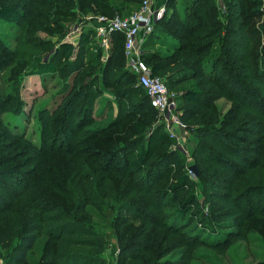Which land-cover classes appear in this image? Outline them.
I'll list each match as a JSON object with an SVG mask.
<instances>
[{
	"label": "trees",
	"instance_id": "trees-1",
	"mask_svg": "<svg viewBox=\"0 0 264 264\" xmlns=\"http://www.w3.org/2000/svg\"><path fill=\"white\" fill-rule=\"evenodd\" d=\"M142 1L0 0V16L15 22L19 30L14 39L25 47H7L0 38V257L5 264L97 260L94 252L76 247L96 242L95 236L89 237L95 232L92 222L105 208L115 214L140 212L131 223L116 216L119 264H179L166 256L153 258L163 243L153 244V234L144 226H157L161 214L167 221L160 226L172 240V249L185 246L184 264L190 263L200 235L195 228L182 231L181 222L190 218V210L199 209L190 190L193 180L164 126L157 124L151 97L128 66L125 34L110 33L108 56L96 66L106 88L121 89L116 114L112 104L100 119L94 115L100 94L96 83L83 82L87 39L80 38L77 57L70 63L69 46L55 50L52 40L38 36L63 28L74 15V2L86 13L127 16L124 12L134 5L139 8ZM223 1V12L215 0H186L183 8H173L168 19L173 29L164 26L174 38L163 43L168 50L142 51V56L176 93L182 121L196 126L191 141L198 176L209 184L211 202L220 204L213 216L235 221L231 225L239 228V238L247 234V218L264 216V49L259 54L253 45L264 28V0ZM52 51L51 62L57 69L69 67L70 79L40 113L41 141L36 144L6 121L5 114L23 110V101L5 91V85L16 80L19 69ZM12 64L16 68L6 79L4 72ZM223 96L233 102L225 114L216 106ZM131 149H139L134 157ZM134 190L139 199L124 198ZM137 219L142 226L135 227ZM103 247L101 243L98 248Z\"/></svg>",
	"mask_w": 264,
	"mask_h": 264
},
{
	"label": "rangeland",
	"instance_id": "rangeland-1",
	"mask_svg": "<svg viewBox=\"0 0 264 264\" xmlns=\"http://www.w3.org/2000/svg\"><path fill=\"white\" fill-rule=\"evenodd\" d=\"M186 0H152V2L157 3L158 7H164L163 12L156 18L153 31L147 35L148 37L144 39L142 44V51H167V47L163 44L164 42H170L174 38L169 33L165 32L164 26H169L173 29V26L169 25L168 19L173 11L178 10V7H182ZM220 10L225 11V3L223 0H215ZM71 8L72 17H69L68 20L64 22V27H58L53 34H47L44 32L38 33L39 37L42 39L52 40L53 47L56 50L65 45L70 47V54L67 57V61L72 63L77 57L78 45L80 38L84 37L87 39L86 49L88 52V58H86L87 67L84 70V80L86 84L96 83L94 89L100 94L97 96L94 105V115L97 118L104 117L109 113V106L113 104V115L117 112V94L120 90H115L112 88H106L103 82L99 79L100 71L97 69L99 65L104 63L106 57L109 53V47L112 45V41H109L108 44L104 42L103 36L98 34L96 23H97V14L86 13L77 6V2L72 5ZM175 6V7H174ZM137 5L131 6L130 11L124 12V14H131L137 9ZM163 20V21H162ZM161 21V22H160ZM263 22V16L258 20V25ZM257 25V26H258ZM18 26L10 19L3 18L0 16V38L3 40L4 44L10 48L19 47L25 50V47L22 44H17L14 37L18 33ZM149 38V44L147 39ZM254 48L258 49V53L262 54L261 51L264 49V28L257 33L256 39L253 42ZM27 47V46H26ZM31 51V49H30ZM6 52V51H5ZM28 52V51H27ZM32 52V51H31ZM30 52V53H31ZM53 52L44 53L40 61L35 63L26 64L24 68L17 69L16 80H9L5 85V91H10L17 96L20 100L23 101V110L11 112L5 114L6 121L9 122L15 128L16 133L23 134L34 143H39L41 141V131H42V122H41V112L43 108L49 106V103L57 94L64 84L69 81V76L67 68L63 70L62 66H59V70L56 68L55 64L51 62ZM2 53V50L0 51ZM5 55H8L5 53ZM34 55V53H33ZM98 57V58H97ZM96 59L97 61H94ZM23 60V58H22ZM97 66V67H96ZM16 68L15 65H9L8 70L4 73L6 79H11L10 70ZM13 74V71H12ZM161 77V76H160ZM163 78V77H161ZM102 92V93H101ZM264 103V101L262 102ZM179 102L176 101L174 112L179 114L178 109ZM233 102L230 98L223 96L216 101V106L219 108V111L222 114H225L229 111ZM261 106L260 108H263ZM111 112V111H110ZM159 117V112H158ZM109 118L103 119L100 121V125L107 122ZM159 119V118H158ZM158 121V120H157ZM164 126L163 132L166 133V137L170 139L172 148L178 150V154L185 164V170L191 176L192 182L190 190L192 194L197 198V204L195 205L199 209L192 212L190 210L186 217L190 215V218H184L181 222V230L194 229V233L200 235L198 240H195L197 246L192 250L194 255L190 259L189 264H260L264 262V216H252L248 220V230L247 234L244 237H239L236 235L239 233V228L232 226L234 222L227 223V221L222 218V215L213 216L212 211L214 212L219 208L218 203H212L209 198L210 187L204 179H200L198 159L194 155V143L191 141L196 133V126L185 124L184 126H178L174 124L173 131L176 133V137H171L167 126L164 123H159ZM99 125V124H98ZM151 132L148 134V136ZM260 137V140L263 139ZM139 149H131L130 157H134L138 153ZM192 166H196L197 171L192 169ZM31 168V167H30ZM165 171V170H161ZM172 178V176H171ZM136 197L139 199L141 196L135 193V190L124 197L125 199H130ZM132 200V201H135ZM158 204V202H156ZM179 204L178 206H180ZM189 207V206H188ZM193 207V208H196ZM137 208V207H136ZM139 208V207H138ZM164 210L173 211L171 208L164 207ZM122 215V219H128L134 215H140L138 209H126L116 213L111 211L109 208H105V214L97 218L93 223V228L95 232H91L94 235L89 237H96V242H88L82 246L76 247L81 248L84 251L94 252L96 254L97 260L86 259L79 260L76 264L86 263V264H119L118 259L120 255V246L117 242V229L115 228V219L116 216ZM183 216V214H182ZM142 217V216H141ZM167 221L166 218H163V215L157 217V226H144L149 231V234H153L155 239L153 244L157 246L153 252V258H172L177 259L179 264H184L185 260V246L177 247L172 249L173 246L170 244L169 236H167L163 226H160V222ZM174 221V220H173ZM135 227L142 226V220L137 219L133 220ZM171 223V222H170ZM86 228L89 229L88 222H86ZM189 225V226H188ZM91 227V228H92ZM90 230V229H89ZM136 230V228H135ZM243 236V235H242ZM248 238V239H247ZM161 239L160 242L158 240ZM86 241V240H85ZM219 242V248L215 249L212 247L213 243ZM103 243L104 247L102 250H99V245ZM170 245V246H169ZM164 247V248H163ZM172 249V250H171ZM184 251V252H183ZM157 253V254H156ZM192 253V254H193ZM156 254V255H155ZM3 262L4 258L0 257ZM183 260V262H182ZM5 264V263H4Z\"/></svg>",
	"mask_w": 264,
	"mask_h": 264
},
{
	"label": "built area",
	"instance_id": "built-area-1",
	"mask_svg": "<svg viewBox=\"0 0 264 264\" xmlns=\"http://www.w3.org/2000/svg\"><path fill=\"white\" fill-rule=\"evenodd\" d=\"M164 7H155L152 0H143L140 7L127 16H108L97 14L96 28L98 34L103 36L104 42L112 41L110 33L119 31L125 34V54L130 70L138 75V82L141 84L159 112L158 122L165 123L171 137H176L173 131L174 124L184 126L178 113L174 112L176 105V93L171 91L163 78L153 73L151 67L142 56V44L155 25L156 18H159ZM0 264H4L0 258Z\"/></svg>",
	"mask_w": 264,
	"mask_h": 264
},
{
	"label": "crops",
	"instance_id": "crops-1",
	"mask_svg": "<svg viewBox=\"0 0 264 264\" xmlns=\"http://www.w3.org/2000/svg\"><path fill=\"white\" fill-rule=\"evenodd\" d=\"M155 7H158L159 5L157 3L152 2ZM149 35V34H148ZM148 36H146L147 38Z\"/></svg>",
	"mask_w": 264,
	"mask_h": 264
},
{
	"label": "water",
	"instance_id": "water-1",
	"mask_svg": "<svg viewBox=\"0 0 264 264\" xmlns=\"http://www.w3.org/2000/svg\"><path fill=\"white\" fill-rule=\"evenodd\" d=\"M191 168H192V169H194L195 171H197V168H196V166H192Z\"/></svg>",
	"mask_w": 264,
	"mask_h": 264
}]
</instances>
